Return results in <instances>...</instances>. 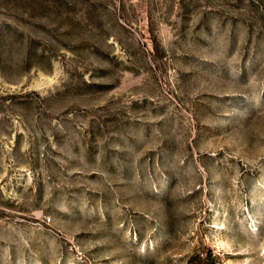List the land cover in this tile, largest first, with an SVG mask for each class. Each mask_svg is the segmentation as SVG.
Masks as SVG:
<instances>
[{
  "label": "rangeland",
  "instance_id": "obj_1",
  "mask_svg": "<svg viewBox=\"0 0 264 264\" xmlns=\"http://www.w3.org/2000/svg\"><path fill=\"white\" fill-rule=\"evenodd\" d=\"M0 264H264V0H0Z\"/></svg>",
  "mask_w": 264,
  "mask_h": 264
}]
</instances>
